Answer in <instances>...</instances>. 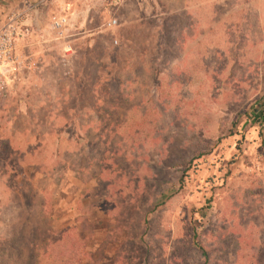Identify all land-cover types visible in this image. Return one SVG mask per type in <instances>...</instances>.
Listing matches in <instances>:
<instances>
[{
  "label": "rangeland",
  "instance_id": "rangeland-1",
  "mask_svg": "<svg viewBox=\"0 0 264 264\" xmlns=\"http://www.w3.org/2000/svg\"><path fill=\"white\" fill-rule=\"evenodd\" d=\"M64 2L19 17L0 264H264V0Z\"/></svg>",
  "mask_w": 264,
  "mask_h": 264
},
{
  "label": "built area",
  "instance_id": "built-area-1",
  "mask_svg": "<svg viewBox=\"0 0 264 264\" xmlns=\"http://www.w3.org/2000/svg\"><path fill=\"white\" fill-rule=\"evenodd\" d=\"M21 13H13L8 17L6 24L0 27V96L5 91L9 82L13 80L16 73L21 69L30 66V60L19 53V17ZM64 19L53 16V23L59 25ZM115 18L107 21L109 27L114 26ZM27 29H25L26 31Z\"/></svg>",
  "mask_w": 264,
  "mask_h": 264
},
{
  "label": "crops",
  "instance_id": "crops-1",
  "mask_svg": "<svg viewBox=\"0 0 264 264\" xmlns=\"http://www.w3.org/2000/svg\"><path fill=\"white\" fill-rule=\"evenodd\" d=\"M54 1L59 3L60 6L64 5V0H0V22L3 21L6 14L10 13L11 10H17L18 13L23 14V18L29 19L33 17V22L37 25L39 24V18L42 17L43 12L37 10L38 8H34L37 6V3L49 2L51 5L54 6ZM53 3V4H52ZM66 4V3H65ZM18 5V7H16ZM34 6V7H33ZM75 14V12H74ZM9 15V14H8ZM7 15V16H8ZM27 32L30 31L29 27L26 30ZM25 32H21V37H25ZM19 39V38H18ZM19 44V43H18Z\"/></svg>",
  "mask_w": 264,
  "mask_h": 264
},
{
  "label": "trees",
  "instance_id": "trees-1",
  "mask_svg": "<svg viewBox=\"0 0 264 264\" xmlns=\"http://www.w3.org/2000/svg\"><path fill=\"white\" fill-rule=\"evenodd\" d=\"M256 105H254L253 108H255ZM257 110V118H261V120H264V107H262L261 109H257V107L254 109ZM258 122H260L261 120L256 119ZM193 239L195 241V245L197 246V249L202 253V255L206 256V252L203 248V246L198 243L196 241V234L194 233ZM75 245V246H73ZM71 244L68 246V250L63 253V247L61 246L60 249H54V259L56 260V264H73V261L76 257V255H79L80 253V246L79 243L77 244ZM69 251V252H68ZM64 257L63 259H61V257ZM68 261V262H67Z\"/></svg>",
  "mask_w": 264,
  "mask_h": 264
}]
</instances>
